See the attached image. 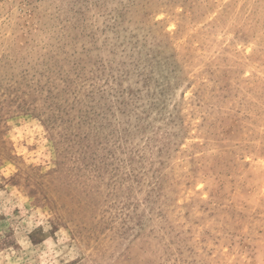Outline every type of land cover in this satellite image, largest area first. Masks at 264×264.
Masks as SVG:
<instances>
[{
    "label": "rangeland",
    "instance_id": "obj_1",
    "mask_svg": "<svg viewBox=\"0 0 264 264\" xmlns=\"http://www.w3.org/2000/svg\"><path fill=\"white\" fill-rule=\"evenodd\" d=\"M0 264H264V0H0Z\"/></svg>",
    "mask_w": 264,
    "mask_h": 264
}]
</instances>
